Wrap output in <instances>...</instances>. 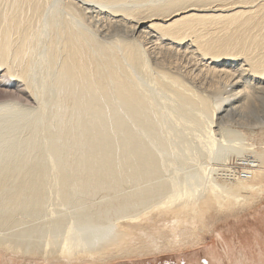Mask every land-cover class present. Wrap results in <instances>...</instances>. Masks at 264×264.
<instances>
[{"label":"bare ground","instance_id":"obj_1","mask_svg":"<svg viewBox=\"0 0 264 264\" xmlns=\"http://www.w3.org/2000/svg\"><path fill=\"white\" fill-rule=\"evenodd\" d=\"M57 1L0 0V70L4 74L2 76L9 80L20 81L26 90L33 94L30 95L34 96L36 90L32 89L33 83L42 84L38 80V74L42 71H40L41 67L35 70L32 67L35 64L40 66L41 63H35L38 59L36 55L42 54L44 59L41 62L45 65L41 64L42 67H46L51 73L49 75L55 73L53 75L56 77L53 81L54 91L57 90V93H54L56 98L54 94H52L53 97L49 96L52 93L50 91V94H46L49 97L48 100L52 98L51 102L56 99L55 105L52 102L51 106H55L57 111L69 108L74 113L99 115L98 118L101 120L99 127L94 129L95 132L98 128H100L99 132L107 128L103 135V132L99 135V132L96 134L92 131L87 135L84 134L86 137L82 136L83 139L79 142L89 146V151L79 156L76 162L79 165L71 171L66 172L65 169L61 170L59 166L53 165V168L56 167L59 170L52 169L54 173L56 171L52 183H57L66 176L70 179L84 176L86 177L85 182L77 186L82 190L80 192H103L105 196L102 201L106 206L113 207L115 202L122 205L121 207L118 204L120 208L117 207L116 210L140 205L142 208L132 214L118 212L119 215H117L115 212L116 216L114 215L111 219V227L108 228H112L113 231L101 233L98 229H94V234H102L94 238L86 239L79 232L78 235L58 237L55 240L47 237L39 242L34 237L30 239L20 237L19 233L17 235L2 234L0 235V264H111L116 260L142 258L149 254L194 251L205 243L203 237L205 234L213 236L215 233H222L224 228H227L229 232H234L235 228L232 225L248 215L253 218L257 217L256 215L264 210V204H261V208H257L260 204L256 205L264 197V154H257L252 157L253 160H247L246 162H250L242 165L243 168L239 175L233 170L234 168H217L216 171L228 174H226L228 178L224 181L215 179H211L209 183L207 180L203 181V177L208 180L212 178L208 176L211 170L215 171L211 168L201 169L200 174H196L198 176L196 177L201 180L199 184H192L184 177L185 182H181L183 178L181 181L168 178L166 161L158 152L155 153V150L159 147L163 148V144H167L164 141L168 142L171 139V136H167L171 133L170 131L167 133L170 127L166 128L168 124L165 125L164 120L166 121L169 116L175 117L177 112L170 108L172 111L167 110L166 117L163 116L164 114H162L164 118L159 115L161 110L156 106L162 104V100L157 101L161 99V94L157 95L160 99L154 96L156 92L155 94L151 92L153 88L148 82L151 78L155 89L157 87L160 89L159 91L157 88L164 99L170 96V99L180 105L183 111L189 112L191 117L188 124L193 121L192 116L195 117L196 114L201 117L205 114L210 116L211 121L207 120L208 115L206 119L204 118L209 122L206 125V137L200 139L201 144L205 143L206 148L204 149L206 150L211 146L213 137L218 135L216 131H212L213 119L223 123L221 116L228 122L231 121V116L238 115L240 120L236 121V124L251 122L264 125V117L258 115L259 109H264L262 107L264 100L261 99L263 101L260 105L256 102V94L264 92V0H63L59 4L64 2L61 8H64L63 12L66 14L60 19L63 12H59V15L56 11L59 15L57 16L53 9L49 11L52 12L49 17L53 14L55 16L51 17V20L47 19L49 23L44 22L48 24L47 28L50 30L48 35L45 34V38L43 34L44 13L50 4H55ZM83 2L95 5L96 9L87 7L88 4L85 5ZM52 8H56V5ZM91 12L94 13L93 20L103 24L102 31H106V34L108 31L118 37L113 40L110 38L109 42L100 41L98 37L100 33L96 36L93 35L96 32H89L87 30L89 27L86 26L90 22L86 23V17ZM76 21L81 24L82 28L77 27ZM99 28L101 32V26ZM96 29L94 30L97 31ZM40 48L42 50L44 48V53H39ZM36 70L40 73L35 74ZM45 70L43 69L45 80L49 81L52 77L48 79ZM139 72L140 78L141 75L143 77L146 75L145 79L149 76V79L143 78V80L148 81L147 85L151 86V91L145 88V82L143 87V82L138 80L139 77L135 73ZM30 77L37 80H33L32 83ZM41 77L43 79V74ZM50 81H43V84L49 83L47 89L52 84ZM42 85L39 87L44 89ZM41 89L40 94L42 95ZM207 90L210 95H217L218 99L214 103L209 98L210 96H207L208 93L206 95ZM36 94L39 93H35V96ZM35 96L34 99L42 101L41 103L45 102V95L42 97L45 98L44 100H41V97L39 99L38 95ZM46 102L48 104L49 101ZM10 104L12 103H2L0 109ZM118 110L130 115L135 121L119 119L121 123H116L115 111ZM154 111L160 113L155 114ZM192 111L195 115L191 114ZM156 115L163 118V123L161 120L157 121L160 117L157 116L158 119ZM155 120L157 123L161 122V126L160 124L157 126ZM196 121L199 125L204 123L200 119ZM77 124L81 125L82 122ZM138 126L146 128L148 135L151 134L156 140L155 143H150L154 152L152 148L145 146L146 142L143 139L145 137L141 136L142 132L136 133L129 130ZM115 130L119 136L121 135L119 137L114 133L120 138L118 146H115L114 150L98 151V148ZM161 132L167 134L160 136ZM55 133L59 135V132ZM223 133L221 132L220 135L225 138V135L227 136L225 133L228 131ZM238 133L242 134V132ZM48 134L51 137L52 134ZM235 134L237 133L233 135ZM142 135L144 136V133ZM164 136L169 139L162 138ZM54 139L51 140L53 144ZM150 139L149 137L146 139L148 143ZM232 141L235 140L232 139ZM74 142L77 145L76 141ZM74 142L70 145L72 146ZM51 143L49 146L53 147ZM237 147L236 151L239 152L257 149L253 145L246 147L245 144ZM57 148L55 145L57 151H54L60 156L61 153L59 154ZM119 149H122L123 153L118 151ZM190 149L188 148L189 151ZM171 151L168 154L173 158ZM49 152L47 150V153ZM51 155L48 156L49 160H51ZM158 155L161 158L157 157ZM56 156H53L55 160L50 161L51 163L54 164L59 160ZM96 157H99V161L96 164H89ZM228 159L226 162L223 159L224 164ZM84 166H86L85 169ZM43 171L38 174L35 172L23 176L18 175L20 177L17 182L16 176L13 177L14 174L8 175L9 179H12V176L16 183L13 187L14 192L15 189L18 191L15 195H10L11 198L8 197V204L5 203L12 217L18 214L17 212H20L25 205L37 206L38 195L41 193L36 195L38 199L33 198L36 196H31L33 199L28 203L23 202L24 204L22 197L25 198L23 192L30 189L34 182L36 185L38 182V185L46 182L42 180ZM6 178L7 174L0 173V190H5ZM158 178L164 180L156 182ZM19 181L24 182L19 184ZM174 181L179 184L178 187ZM123 185L130 186V189L127 186L129 192L122 193L120 198H112ZM44 186H47V183ZM59 186L64 190L71 188L63 183ZM40 196H42L41 201L44 196L42 194ZM223 201H228V204H222ZM190 205L193 207L190 208ZM0 223L1 229H5L9 225L8 217L0 218ZM212 248L210 249L211 255L215 252ZM250 252L249 255L244 250L238 249L235 254H232V257L234 255L232 262L234 264H264V249L261 248L259 242H255ZM215 257L212 256L217 263L225 264L223 259Z\"/></svg>","mask_w":264,"mask_h":264},{"label":"rangeland","instance_id":"obj_2","mask_svg":"<svg viewBox=\"0 0 264 264\" xmlns=\"http://www.w3.org/2000/svg\"><path fill=\"white\" fill-rule=\"evenodd\" d=\"M61 1H63V0H58L57 1L58 3L56 2L55 4L54 3L50 4V6L47 7V9L48 8H50V9L49 10L46 9L48 12L45 10L43 23L44 22L49 23L50 21H48L47 19L51 20V17H54L55 14L57 16H59L60 15L59 12L61 13L64 11V8L63 9L61 8V7H63L64 2L59 4ZM84 4L85 5L88 4L87 7H89V8L95 7V9H96V6L95 5L93 6V4L92 5L89 3H84ZM55 5H56V8H52V6L55 7ZM60 5H62V6H60ZM52 9L55 12V14H53V16L49 17L50 15H52V12H49ZM57 9H59V10H57ZM56 11L58 12L59 15L57 14ZM63 13L64 14H63V16H61L60 19H62L64 17V15L66 14V12H63ZM93 16H94V13L92 14V12H91L86 17V23L90 22V23H88V25L86 27H89V28L91 27L90 29L87 28V30L89 32H91V33L96 32V34H93L96 36H98L97 34L100 33L99 34L100 36H98L100 41L107 40L109 42V41L113 40V38L116 39L118 37L116 34H111L108 31H107V34L105 33L106 31H102L103 24L93 20V18H92ZM65 17H67V16H65ZM69 20H70V18H69ZM92 21L94 24L91 23ZM45 23L43 25H44V27L47 28L48 24H45ZM76 23H78V22L76 21ZM79 24L80 23H78V25L76 24L77 27L81 26V24L80 25ZM94 25H95V28H94ZM96 26L98 28L101 26V32H100V28L98 29ZM44 27H43V34L45 36V34L48 35V32H50V30L48 28L45 29ZM80 28H82V27H80ZM93 28L94 29L97 28L96 29L97 31H95ZM111 35H113V36H111ZM98 37H96V38H98ZM45 38H46V36H45ZM110 38H111V40H110ZM42 43H43V41H42ZM43 46H44V43H43ZM41 50L42 49L40 48V52H39V50H38V52L44 53L43 52L44 48L42 51ZM37 55H40V54H37ZM37 55H36V58H38V59L35 58L37 60V62H35V61L34 62L35 63H41L44 65V63L41 62V60L43 61V59H44L43 55L42 54L40 55L42 57H40V56L38 57ZM34 62L32 63L33 65L35 64ZM41 64H39L40 66H38V64H35L34 67H32V69L34 68L33 70L37 69V67L38 68L41 67V70L39 69L40 71H42L41 74H38V73H40L39 70L38 71L36 70L37 73L34 71L35 74L39 75V78H38V76L35 75L36 78H38V80L41 81L42 84H43V81L49 82L51 80L50 82H52L53 85L50 84L51 86L49 85V88L47 89V85L49 84L47 82L45 83L46 86H43L45 84L42 85L39 82H37L38 84L36 82L33 83L37 79L36 78L32 79V77H33L31 75L32 72L30 73V75L32 76V77H30L31 78L30 82H32L34 80L32 82L33 83L32 89L34 91L36 90L35 93H39V94L41 93L40 92L41 87H39V85H42V87H45L46 90H48V91H46L45 88L44 89L42 88L41 89V91H43L42 95L40 94L41 96H39V94H36V96L38 95L39 99L41 97V100L45 99V98L44 99L42 98L45 95L46 96L45 102L49 101L48 104H46L47 102L45 103L44 101H43V103H41L42 101L40 100L41 102H39V100H36V98L34 99L35 93H34V96H31L33 94L31 92L27 91L26 88L24 87V85L20 81L18 82V80H15V79L9 80L7 77H3L2 76L3 72H2V70H0V80L2 79V81H3V82L0 81L1 82L0 83V95L2 94L0 96V104L12 103L8 107L4 106V107H2V110L0 109V169L2 170V171L0 170V173L7 174V178L5 181L6 182V188H4L5 187V185H4L3 188L5 190H0V201H1L0 202V218L6 216L9 219V225L6 226L5 229H1V227H0V233H1L0 235H2V234L8 235V233H9V235H11L12 233L17 235L19 233L18 235H20V237L27 238V239L34 237L37 240H39V242L46 239L47 237H50V238L55 240L58 237L63 238V237H66L68 235H70V236L78 235L79 232L82 233V235H84V237L86 239L87 238H94L96 236H102V234H94V229H98L101 233H105L106 231H107V233L110 231L112 232L113 231L112 228L111 229H108V228L111 227V222H112L111 219L114 218L115 212H116V214L118 212L122 213V214H132L133 212H136V210L141 209L142 206L140 205V206H136L133 208L126 207L127 209L126 208H123L121 210L118 209L119 211L116 209H117V207L120 208V206H118V204L121 205L120 203L115 202L113 204V207L111 205L106 206L104 201H102L103 197L105 196V194H103V192H97V191L96 192L95 191H93V192H91V191L80 192L82 190H80V188L77 186L81 185L82 183L85 182L86 177H84V176H81L77 179H70L68 176H66V177L61 178V180H59V182L52 183L53 178H54L53 176L56 173V171L54 173V171L52 169H54V170H59V169L64 170L65 169L64 171L68 172V171L73 170L74 167L76 168V166L79 165L76 163L77 159L79 158V156L81 157L82 153L83 154L87 153L89 151V148H90L85 143L82 144V142H79V141H81L83 139V138H81L82 136L86 137L87 133H89L90 131L98 134V132L100 131V128H98V130L96 129L97 130L96 132L94 129L99 127L98 124H99V121L101 120V118L99 119L98 117H100V116L95 115V114L93 116H91V115H83L82 113L81 114L80 113H74L69 108H62L61 110L58 109V111L56 108V110H55V106H51V105H53V104L55 105L54 101L56 99L54 101H52L53 104H50V103H52L51 102L52 98H51V100H48L49 97L46 95V94H50V92H52L49 96L53 97L52 94H54L55 92L57 93V90L54 91L55 88H54V82H53V81H55L54 78H56L54 76L55 73H53L54 75L52 74L53 76L49 75L51 73H49L47 71L46 67H42ZM32 69H31V71H33ZM43 69L44 70L46 69L45 72H46L48 79H49V77H52L49 79V81L47 79L45 80L46 76H44L45 73H43ZM47 72H48V74H47ZM42 74H43V79L41 77ZM135 75H137V77H139V79H138L135 76L138 80H141L143 82L142 86L144 87L145 81L143 80V78L144 77L146 78V75H144V77L141 75V78L139 76L140 72L135 73ZM1 77H3V78H1ZM52 79H54V80H52ZM147 79H149V76ZM147 79H145V80H147ZM150 80H151V78H150ZM150 80H149V82L148 81L145 82V88L150 89L152 86L153 89H152V91L150 89V91L153 94H155V92H156V95H154V96H156L158 99H160V97L157 95L161 94L160 95L161 99L157 100V101L161 102V100H162V104H161V106L158 104L156 106L158 109L161 110L160 111L161 114H159V115L162 116V114H164L163 116L166 117V115L168 113L167 110L172 111L173 109H175L177 112V114H175L176 118L174 116H173L174 118L169 116L166 119V121L164 120L165 125L168 124L166 126V128L170 127V129H168L167 133L169 131L171 133L167 134V133L161 132L162 134L161 135L159 134L160 136L167 134V136L168 135H169V137L171 136L170 137L171 139H169L167 136L162 137L165 139H169L168 142L165 139H163V140H165L164 143H167V144H163L164 145L163 148L159 147L158 144H156L160 149L158 148L159 150L158 149L155 150L156 151L155 153L158 152V154H160V156L164 157L165 161L167 162V163L165 162L166 168L168 170L167 173L170 175V176L168 175V178H170V177L174 178L175 181L180 179L179 181H181V179L184 177L185 180H189L192 184H194V183L199 184L201 180H199L197 178L198 176L196 174H200L201 169L211 168V169L215 170V171L211 170L209 173L210 175H208L209 177H212V178H209V180H208V179H206V177L205 178L203 177V181L207 180L208 181L207 183H209V181H211V179H213V180L215 179L217 181H224L225 179L228 178V176H227L228 174L225 172H222V171H216L217 168H223V167H228L231 169L234 168L233 170L237 171V173L239 175V173L242 171V168H243L242 165H244L245 163L248 164L250 162V161L246 162L247 160H253L252 157L256 156L257 154L258 155L264 154V125H261L260 123L257 124V123H251V122H249V123L247 122L245 124H238V123L236 124V121L240 120V117L238 115H234L235 117L231 116V118L228 117L231 119V121H228V122H227V119L223 120V117L221 116L220 118H222L223 123H221L220 120L213 119L212 131H214V132L216 131V134H218V135L213 137V140L211 142V146H209V149H207V150L204 149L205 143L201 144L200 139H204L206 137V125H208L207 124V123H209L208 121H211L210 116L208 114H205L201 117L197 114L195 115L194 114L195 112L192 111L193 113H191V114L195 115V117L192 116L195 120L193 119V121H192L193 124H191L192 122L188 124V120L191 117L189 112L183 111V108H181L180 105H177L175 102H173L172 99H170V96L165 95L166 96L165 98H168L169 100L164 99L162 97V93L158 92L159 88L156 86L158 88V89L156 88L157 89L156 90L154 83H152V80L151 81ZM141 81H140V83H142ZM147 82L151 83V86H148ZM34 85H36L37 88H34V87H36ZM51 88H53V90ZM15 90H17V91H15ZM153 90H156V91L153 92ZM159 91H160V89H159ZM151 92H149V93L151 94ZM157 93H159V94H157ZM207 93H208V95H207ZM153 94H152V96H153ZM259 94H261V95H259ZM259 94L258 93L256 94L257 95L256 96V102H258L260 105V104H262V101L264 100V92H259ZM206 95L208 97L210 96L209 98L211 99V101L213 103L215 102L216 99H218L217 95H215L216 98L213 94L210 95L209 90H207ZM212 95L214 97H212ZM22 96H24V97H22ZM55 96L56 95L54 94V98H56ZM27 97H28V99H27ZM261 99H263V100L261 101ZM14 103L16 105H14ZM40 104L42 105V107ZM37 106L40 108L38 109ZM5 107H7V108H5ZM44 107L46 110L44 109ZM262 107H264V103L262 104ZM40 109H42V110L44 109V110L42 111ZM54 110H55V113H53ZM263 110L264 109H262V108L259 109L260 113L258 115L261 117H264V111ZM121 112H123V111H121V110L115 111V114H117L116 115L117 118L114 117V118H116V123H118V122L121 123L119 119H121V121L122 120L126 121V119L131 121V122L135 121V119H132L133 117L131 118L130 115L125 114V112H123V113H121ZM158 112L159 111H157L155 113V111H154L155 114H157ZM70 113H72V114H70ZM152 115H153V113H152ZM159 115H156V117L157 116L160 117ZM206 115H208L207 116L208 121L204 120ZM196 116H197V119H200V121L204 122V123H201L203 125L205 124L204 126L199 125L198 121H196L197 120ZM118 117H120V118H118ZM261 117H260V119H261ZM163 118L160 117V119L158 118L159 120H157L156 118H153V120L156 119L157 121H160V120L162 121ZM156 120H155V122H156ZM78 122H82V124L78 125L77 124ZM160 123L161 122L157 123V126ZM162 123H163V121H162ZM186 123L189 126H187ZM161 124L159 126H161ZM184 124H186V126ZM78 126H80V128L82 127L83 129L81 130L80 128H78ZM221 126H223L224 128ZM138 127L137 128L133 127L129 130H132L136 133H138V132L144 133V136L142 135V133H141V136L145 137V138H143L145 140V142L147 143V145L145 143V146H147V147L149 146V148L150 149L152 148V150L154 152V149H153V147H151L150 143H152V142L155 143L156 140H154V138L151 134L148 135L146 128L140 126L139 127L140 131H139ZM184 127H185V129H184ZM134 128H136V130ZM225 128H227V129H225ZM101 129H104V128H101ZM104 130L105 131L101 130V132H99V135L102 132H103L102 133V135H103L106 132L107 128H105ZM184 130H186V131H184ZM220 131L222 133L228 131V133H225V134H227V136L225 135V138H222V135H220L221 134ZM237 131L242 132V134L240 133L241 135H239V133ZM53 132L54 133L59 132V135L58 134L56 135V133L54 134ZM48 133H50V135L52 134L51 137H49ZM114 133H115V135L118 134L117 130H115L110 135V137L107 138L108 140L106 142H104L98 148V151L106 152L107 150H112L115 146H118L117 145V143L119 141L118 139H120L119 137L121 135L119 136V134H118V136H119L118 137V136H115ZM234 133H237V134L233 135ZM84 134H86V135L84 136ZM53 135H54L55 139L53 138ZM55 135H56V137H55ZM223 135H224V133H223ZM228 135H231V136H228ZM160 136L157 138V140L160 138ZM78 137L80 138V140ZM148 137L151 138L149 143L146 140ZM52 138L54 139V144L56 145V148L59 147V148H57L59 151V154L61 153L65 157L63 155H62L63 156L62 157L61 154L59 156L58 153L55 152L57 150L55 149V145L53 143H51L52 142L51 140H53ZM232 139L235 141H232ZM73 140L76 141L77 145L75 144V142ZM67 142L69 143L68 146H67ZM71 142H74L73 145L74 144L75 145L71 146L70 145ZM244 142H246V143H244ZM50 143H51V145L53 144L52 145L53 147L49 146ZM171 144H173V145H171ZM241 144H243V145L245 144L246 147H250V145H253L257 149H252L251 151H242L243 153L236 151V150H238L237 146H239ZM170 145H171V148H170ZM70 146H71V148L68 149ZM154 148H156V147H154ZM188 148H191L190 149L191 151H189ZM125 149H123V150H125ZM47 150H48V152L50 151L52 155L50 154V152L47 153ZM118 151L121 152L122 149L121 150L119 149ZM118 151L116 150V152H118ZM170 151H171L172 156L174 155L173 158L169 155ZM122 153H123V151H122ZM228 153L231 155L229 156ZM118 154H119V152H118ZM49 155H51L50 156L51 160H49V158H48ZM56 155H58V156H56ZM53 156L54 157L56 156L59 158L60 161L57 160V161H59L57 164H56L57 161L54 162V164L51 163L53 160H55V158H53ZM160 156L158 155L157 157H160ZM227 156L229 157V159ZM241 156H244L243 157L244 159L241 158ZM223 159H225L224 160L225 162H226V159H228L227 163L224 164ZM229 160H230V162H229ZM98 161H99V157H96V158H93L89 162V164H96ZM22 164H24V165H22ZM53 165H56V167L59 166L58 167L59 169L56 168L55 166H54L55 168H53ZM63 166L66 168H64ZM85 167L86 166H84V169H85ZM40 168L41 169L43 168L45 171H43V169L41 170ZM3 169H4V171L6 170V172L7 171H9V172L6 173L3 171ZM23 169H25V170H23ZM30 170H32V171H30ZM39 170H41L40 172L43 171L44 172L43 176L47 177L49 179L44 178L42 176V180L44 182L46 181L45 183L41 182L42 184L38 185L39 184V182H38L36 185L35 184L36 182H34V184L31 186L30 189H27V191L25 190L23 192V195L25 198L23 199V197H22V200H23L22 203L23 202L28 203L33 198L38 199V197L36 196L38 193H41L44 196V198H42V200L40 201V198L42 196H40L41 194L38 195L39 201L37 203V206L36 205L35 206L25 205L21 208L20 212H17L18 214H15V215L13 214L14 216L12 217V213H9V207L6 206L5 203L8 204L7 201H9L8 197H10V195H15V193L18 192L16 189H15V192L13 190V187H15V184H16L13 177H15V176L18 177V175L23 176L26 174H34L35 172H36V174H38V173H40ZM211 172H213V173H211ZM10 174L11 175L14 174L13 177L11 176L12 179H9ZM16 177H15V180L17 182L19 177L18 178H16ZM195 177L198 180L195 179ZM184 178L181 182H185ZM163 180L164 179L158 178L156 182H161ZM175 181H174V183H175ZM22 182H24V181H19V184ZM46 183H47V186H44V185H46ZM60 183L61 184L62 183L67 184V186L71 187L72 189L67 188L69 191H66L67 190L66 188H65L66 190H64L59 186ZM50 184H52V185L49 186ZM175 184L177 185V187L179 186V184H177V183H175ZM125 186L126 185H123L120 189H118L112 198H114V199L120 198L122 196V193H126V191L129 192V190H127V189L128 188L130 189V186L127 185L128 188H127V186L126 187ZM124 187H125V189H124ZM122 188H123V190H121ZM77 190L79 192H76ZM31 196L32 197L36 196L37 198L36 197L32 198ZM44 199H45V201H44ZM40 202H41V204H40ZM227 202L228 201H223L222 204H228ZM116 203H117V206H115ZM257 204H260V205H257ZM261 204H264V197L262 198V200H260L259 202L256 203L257 208H259L261 206ZM105 206H106V209H105ZM134 206H135V204H134ZM121 207H122V205H121ZM192 207L193 206L190 205V208H192ZM99 208H101V209H99ZM117 215H119V214H117ZM258 215H256L257 217H254V218L248 215L246 218L240 220V222H238L237 224L232 225V227L235 228L234 232H229L227 230V228H224V231L222 233L221 232L219 233L220 235L218 233H215V235H213V236L211 234H205L203 236L205 243L201 246L203 249L201 247H199L200 249L197 248L194 251L191 250V251H186V252H175V253L174 252H164V253H160V254H149L148 256H145L142 258H128V259L125 258V259L116 260L114 262H111V264L112 263L113 264H219L214 260V258H212V256H214V257L216 256L215 258L219 257V258L223 259L225 264H234V262H232V261H234V259H233L234 255L232 257V254H235V251H238V249L242 250V251L244 250L246 253L249 254V253H251L250 249L254 246L256 241L259 242L261 244V248L264 249V210ZM216 218H217V215H216ZM242 221H243V223H242ZM244 224H246V225H244ZM0 226H1V223H0ZM89 229H92V230L88 231ZM255 239H256V241H255ZM261 241H263V243H261ZM252 243H253V245H252ZM231 245H233V246H231ZM211 247H213L212 250L215 251L214 252L215 254L213 253L211 255V251H210ZM228 250H230L231 252ZM230 255H231V257H230ZM231 258H232V260H231ZM0 263H1V260H0Z\"/></svg>","mask_w":264,"mask_h":264}]
</instances>
